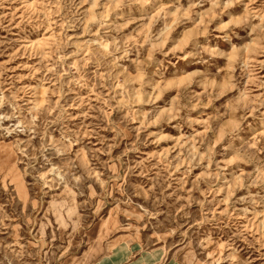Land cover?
I'll use <instances>...</instances> for the list:
<instances>
[{
  "label": "rangeland",
  "instance_id": "374dc122",
  "mask_svg": "<svg viewBox=\"0 0 264 264\" xmlns=\"http://www.w3.org/2000/svg\"><path fill=\"white\" fill-rule=\"evenodd\" d=\"M263 119L264 0H0V264H264Z\"/></svg>",
  "mask_w": 264,
  "mask_h": 264
},
{
  "label": "bare ground",
  "instance_id": "6f19581e",
  "mask_svg": "<svg viewBox=\"0 0 264 264\" xmlns=\"http://www.w3.org/2000/svg\"><path fill=\"white\" fill-rule=\"evenodd\" d=\"M29 2V1H28ZM27 2V3H28ZM32 4V3H31ZM226 36H229V35H226ZM225 39V38H224ZM226 39L228 40L229 38L228 37H226ZM261 127H264V119L261 121Z\"/></svg>",
  "mask_w": 264,
  "mask_h": 264
}]
</instances>
